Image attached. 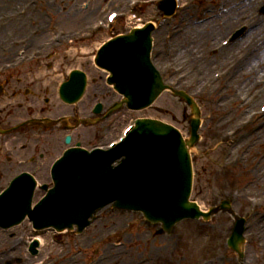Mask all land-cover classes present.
Returning a JSON list of instances; mask_svg holds the SVG:
<instances>
[{"label":"rangeland","instance_id":"374dc122","mask_svg":"<svg viewBox=\"0 0 264 264\" xmlns=\"http://www.w3.org/2000/svg\"><path fill=\"white\" fill-rule=\"evenodd\" d=\"M93 0H43L44 5H42V12L47 11L50 13H54L56 16V22L57 27L61 28L58 30H62L64 33L63 35H67L70 31L74 32L75 30L80 32L86 31V25L93 22L96 18L99 17L98 15L91 16L89 14V3ZM96 1V6L99 9L100 6H104L103 4H107V0H94ZM113 1V0H112ZM124 1V0H121ZM178 5H180L182 2H191V8L187 10L186 12H179L177 11V18L178 20H184V31L178 35V40H174L176 42L173 43L172 47L175 49L178 45H180V41H186V39H190V36L187 35L189 30L196 27V25L187 24L189 22V18L196 17L197 13H200L201 11H204L203 9L205 6H211L207 7V13L212 12H218L219 11V4L218 2H223L224 0H177ZM233 1V0H231ZM14 3H17L13 0ZM23 0L18 2L16 5L11 4V0H0V15L3 18L2 21L0 20V29H3V27H9L10 34L16 33L17 36H22L23 34H26L29 32L32 27L31 25H28V18L24 17V25L19 28H15L9 22H6L7 17L10 21H13L17 26V17H11L10 15L15 14L16 11L20 9V6L22 5ZM180 3V4H179ZM117 3L106 6L107 10L105 11L104 15L107 14L109 11H114ZM201 4V5H200ZM156 9L154 7L150 8V12L148 8L144 9V17L152 15V13L156 12ZM158 12V11H157ZM41 13V12H38ZM159 13V12H158ZM223 18L219 20L220 22H223L225 15L221 13ZM244 18V15L238 19L235 22H229L226 23L225 27H222V33L218 36L217 40H221L222 37H224L233 27H235L241 19ZM218 19H213L212 22H218ZM177 22L178 23L180 22ZM125 24H122L123 26ZM56 27L52 28L51 32L47 33L45 35L44 40L47 39V37L55 32L53 31ZM19 29V31H18ZM57 30V29H56ZM57 30V31H58ZM264 32V30H263ZM6 33V31H5ZM3 35L0 36V43L3 45L8 44L9 42V35ZM6 37H5V36ZM52 35V34H51ZM74 37V35H73ZM72 37V38H73ZM18 38V37H16ZM193 38V36H192ZM198 42H193L191 47H188L189 42L187 41V44L185 46V50L193 51L194 54H190L188 51V54H186V57H179L174 50L173 53H171L169 56H165V62L167 60L168 62L173 64L174 66H178L183 59L185 60H196L198 59V56L200 53H202L200 48H203L205 44H211L210 38H206L205 36L201 37ZM76 39L73 38V44L69 41H64L65 48H71L69 49L70 54H74V51L72 48L76 49L75 51L77 54H75L74 57H63L62 59L59 58V60H56L55 58H51L44 56L42 57V61L39 63L40 66L36 67L33 66L32 68H28L25 72H23V77L26 76L27 73L33 72L35 73L39 69H46V66L49 68L48 70L57 68V70L60 72V74L63 75V77H66L67 71L71 67H83L82 69L85 70L88 74V86L86 88V92L82 98V101L80 104L82 106H90L93 102V94L94 91L97 90V93H101L102 96H106L109 93L112 92V90L105 84H102L101 80L97 81V73L100 71L96 70L95 68H92V64L90 65H84L83 62L85 61L84 56L86 51L89 50L87 48L93 47L94 44L90 45H84L81 44L80 41H74ZM160 38H158L159 41ZM191 40V39H190ZM217 40L214 41V44H216ZM85 47H84V46ZM92 45V46H91ZM5 47V46H4ZM38 47L37 43H34L32 46H30L29 49H35ZM12 54L9 58L2 59L0 57V62L9 61L13 56H15L16 47H12ZM60 50H63L60 49ZM58 50V51H60ZM73 50V51H72ZM82 50V51H81ZM241 50L239 48L236 51V54ZM84 51L83 54L80 53ZM1 53V51H0ZM204 53V52H203ZM205 54V53H204ZM189 56V57H188ZM211 55H208L206 59L211 58ZM228 57L221 63L211 65L208 69H205L203 67L198 66L196 71L191 74V78L195 74H199V77L201 78V82L208 80L209 76L211 75L213 77L214 68L216 67H223L228 62ZM192 61H189L188 64H190ZM164 59L160 61L161 67L163 66ZM32 64V63H30ZM83 64V65H81ZM28 65V64H27ZM160 66V65H159ZM164 66L160 68V70L163 71ZM33 69V70H32ZM249 69V67L247 68ZM101 73V72H100ZM22 77V78H23ZM190 78V77H189ZM11 79V78H9ZM8 79V80H9ZM234 79H237V76L234 77ZM7 78L0 79V85L2 89V94L0 95V101L5 99L11 98L9 95L10 93H14V86L13 83L17 82L19 83L20 80H9ZM170 80V78H169ZM257 82L249 84L248 87L240 88L238 85V82L235 81V84L232 82H228L227 91H224L222 94V101L218 105L219 107V114L223 118V120L220 121L218 124H222L218 126V129H226L227 127V121L230 119L231 116L237 115L235 119L242 117V115L250 110L251 108H258V105L260 101L264 98L263 96L258 99V102L256 103V106H253L251 108H245L242 110H236V103L240 104V106H243V103L239 100L241 98L242 100L248 99V96L246 94H253L255 93L256 89L258 88V80H264L263 75L258 76L256 78ZM23 83V81H22ZM50 88L42 86L40 89H37L34 86V83L32 84H25L23 83V86L19 88L20 90L18 92L15 91V93H19L21 96L26 97L28 102H40L42 104V101L44 100L45 96L50 95ZM97 88V89H95ZM234 89L236 92H234ZM4 95V96H3ZM254 95L250 96L249 98H253ZM53 97V93H52ZM118 99V97L111 93V95L107 98L106 102H110V100ZM162 101H158L156 105L161 106L164 108L165 113L158 114L155 110L152 108L145 109L143 111L139 112H130L128 109H126L125 106H122L119 110H116L113 112L109 117L110 119V127L111 129L108 131L107 138L105 139L104 144H107L109 140H115L118 136L121 135V130L125 125H127L130 119L134 117L139 116H150L159 118L162 121L172 124L175 127L182 131V134L186 136V129H187V123L185 120H183L180 115L176 112V110L179 108V105L175 103V100L171 98L169 93L166 94V97L162 98ZM38 100V101H36ZM51 108H44L43 111L46 113H50V111L54 112L55 105L54 102L51 103ZM43 105V104H42ZM45 107V105H43ZM18 107V106H17ZM16 107V108H17ZM234 108L233 110H231ZM167 109V110H166ZM226 111H230V113L226 114ZM60 111H57L52 116H56L59 114ZM235 117V116H234ZM24 118L21 117L19 119ZM182 120H181V119ZM264 118V117H263ZM108 119V120H109ZM203 120H204V114H203ZM6 121V120H5ZM206 128H208V131L210 130V127L207 126V122H203L202 129L206 132ZM216 128V129H217ZM91 129L83 130L82 136L86 137V135L90 134ZM215 131V130H214ZM28 132V131H27ZM207 134V132H206ZM257 134H260V138L257 137ZM252 138L248 137V143L250 146H252L253 143L257 140L264 139V128L261 129L258 133H255L252 135ZM256 138V139H255ZM40 140H45L44 142H38L36 140H30L28 144L29 147L25 149V153L22 154H28L30 151H33L35 149V144H40L41 150L45 148V146L50 147L51 142H55L57 140V137L54 139H46L42 138ZM210 141V139H208ZM207 141V143H209ZM246 141V140H245ZM211 142V141H210ZM247 143V144H248ZM248 145V146H249ZM258 145V144H257ZM260 145V144H259ZM264 146V144L262 145ZM201 147V146H199ZM197 147L194 149V194L193 197H195V200L200 204L202 209H206L208 205H211L216 201V189L221 188L225 184H235L231 181L232 174H230L228 177H218L214 176L210 172L217 171L216 169L211 170V166L214 167V165H208L206 160L203 157V154L201 152V149ZM61 148V147H60ZM17 153H15V150L10 151L7 153L6 158L3 159L2 167H5L6 169V163L8 162L10 169L12 171H9L6 169V172L13 173L16 170V167H18L20 164L17 163L20 158V148L17 149ZM4 153V152H3ZM53 152H50L49 154L52 155ZM55 153V152H54ZM53 153L52 156L55 154ZM202 154V156H201ZM51 156V157H52ZM193 156V155H192ZM252 169L247 173L248 175L244 176L243 179L240 180V183H244V186L242 187V195L241 197L235 199V204L232 205L234 210L236 212L243 213V211L247 210V199L252 196H257L259 198H264V179L258 180V176H263L264 174V159L260 161V163H257L256 161L252 164ZM255 168V170L253 169ZM14 169V170H13ZM211 170V171H210ZM241 172V171H239ZM208 177H211L212 181L214 180L215 186L208 185ZM219 179L224 180V183L217 182ZM234 180V177H232ZM211 181V182H212ZM249 181V182H248ZM41 182V181H40ZM247 182L251 184L247 185ZM256 184L258 186L256 187ZM215 187V188H214ZM252 217L247 222V231L246 236L248 238V244L245 247V258L242 260V264H264V210L259 211V213H254V211H251ZM99 219L96 220L91 227H89L82 235H77L74 231H66L61 234H53L52 231H45L41 233V239L43 246L40 248L39 255L36 258H28L26 262L23 264H42V262L46 261L47 264L51 262V264H134L142 257H147L148 262L145 264H239V261L237 260L236 256L232 252H227L225 250L223 251H217L219 247H223V237H224V228L228 227L229 224V217L227 214H218L216 215L210 222L208 223H202L198 221H184L178 224L173 233L169 236H166L164 234H161L158 231V227L156 226H150L148 225L142 216L139 213H127V212H115L113 210H110L109 208H106L99 213ZM130 219L129 223L127 222V219ZM18 230V228H17ZM16 230V231H17ZM9 233V231L7 232ZM4 233L2 230H0V264L3 263L4 256L12 257L17 256L18 253H21V250H23L22 247H19L16 251L8 254L3 255L2 250H4V247L6 244H9L10 242L13 244L14 237H11L9 234ZM14 233V232H13ZM145 238V239H144ZM143 239V240H142ZM143 241H146V245L143 244ZM135 242V243H133ZM138 244V246H137ZM3 248V249H2ZM137 248V249H136ZM6 251V250H4ZM8 252V251H6ZM25 255H22V257Z\"/></svg>","mask_w":264,"mask_h":264},{"label":"bare ground","instance_id":"6f19581e","mask_svg":"<svg viewBox=\"0 0 264 264\" xmlns=\"http://www.w3.org/2000/svg\"><path fill=\"white\" fill-rule=\"evenodd\" d=\"M15 2H17L18 0H14ZM263 1V0H258ZM227 4V9H226V14H225V18L223 20V22H211L210 24H203L200 26H196L194 28H192L191 30H189L187 35L188 37L190 36V39H186V41H180V45H181V49H183L186 44L187 41L189 43L195 42L197 40H200L201 37L203 36H216L217 34H220L222 31V27L224 28L226 23L229 22H234L237 21L238 18H241L247 11V8H251V5L248 4H244L242 6H233L231 5L229 2L226 3ZM96 10L94 7L90 8V14H95ZM262 31H258V32H253L250 34V37L248 38V40H252V39H256L258 41L259 36L262 34ZM193 36V38H192ZM243 45V44H241ZM188 47H190V44L188 45ZM238 48V46H229V48H227V50L229 51H223L218 55H213L211 58L209 59H205L201 62V64L203 65V68H205V66L209 68V65H215V64H219L221 62H223L227 57H229L230 55L234 54L236 49ZM186 49V48H185ZM181 50L180 54L178 53L177 55H179V57H186L185 55L188 54L189 50ZM190 54H194L195 52L193 51H189ZM189 57V56H188ZM249 65H253V66H260V67H264V48L262 51H259V54L257 55H253L252 59L249 60ZM205 68V69H208ZM45 74H43L42 72L38 73L37 79L38 80H42L44 79ZM252 78H248V82L251 81ZM239 83L240 85H242L243 88L248 87L246 84V81L244 80H240L239 79ZM240 108V107H239ZM40 240V239H39Z\"/></svg>","mask_w":264,"mask_h":264},{"label":"water","instance_id":"95a60500","mask_svg":"<svg viewBox=\"0 0 264 264\" xmlns=\"http://www.w3.org/2000/svg\"><path fill=\"white\" fill-rule=\"evenodd\" d=\"M149 123H153V122H149ZM154 127H156V128H159L158 130H159V132H161V133H165L166 132V130H164V129H162V126L161 125H157V123H156V126H154ZM118 206H120V207H122V208H124V209H132V206L130 205V204H126V205H121V204H118ZM153 216L151 215V217H148L147 216V218L149 219V220H151V221H157V220H159V221H162L163 222V225H165L166 223H165V220L163 219V217L162 216H160L159 218L160 219H157V218H155V219H153L152 218ZM157 217V216H156ZM238 239L236 238V242H235V244H234V247L236 248L237 247V245H238Z\"/></svg>","mask_w":264,"mask_h":264}]
</instances>
